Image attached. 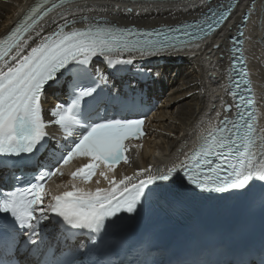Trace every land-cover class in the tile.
Instances as JSON below:
<instances>
[{
  "label": "snow or ice",
  "instance_id": "snow-or-ice-1",
  "mask_svg": "<svg viewBox=\"0 0 264 264\" xmlns=\"http://www.w3.org/2000/svg\"><path fill=\"white\" fill-rule=\"evenodd\" d=\"M66 2L60 0L59 5L53 3L46 9L43 3H37L8 34L0 38V156H31L42 145L48 136L47 125L42 118L45 85L69 65L80 66L73 77L70 101L56 104L51 111L55 118L52 122L63 136L74 139L70 145L52 150L51 158L58 162L59 167L37 172L29 181L30 187L2 194L0 214L11 218L10 223L0 225V234L5 240L15 239L18 226L21 232L27 231V242L36 244L34 237L38 234L40 222L47 219L45 213L55 214L71 229L99 232L106 220L121 212H135L149 185L171 180L181 168L187 183L201 192L244 190L253 179L264 181V129L258 134L255 99L244 69L240 71L248 85L249 95L241 98L245 110L241 111L237 105L239 118L226 117L219 121L198 138V144L185 155L180 165L158 175L149 174L147 179L142 178L138 182L128 176L110 179L108 174L122 161L125 164L129 162L125 155L129 150L125 141L143 137L144 121L127 116L93 119L82 112V102L97 91L95 86L84 83L88 79L86 66L92 57H105L110 65L131 64L132 59L121 58L125 53L151 56L168 49H182L215 31L216 26L228 18L231 6L226 10L210 8L211 16L167 31L120 28L106 21L90 23L86 17L83 19L87 27L65 31L70 23L66 21L23 55L28 44L25 35L48 13ZM181 32L182 35H176ZM236 62L242 63V59L238 58ZM131 103L134 106L135 102ZM76 158H85L88 163L71 173L73 180L79 179L86 185L103 166L104 170L99 175L108 187L92 190L72 183L71 190L52 195L51 200L44 204L46 181L57 174L63 175L60 168ZM19 171L23 172L24 168ZM143 171L151 173L152 169L139 171L136 175L142 176ZM12 178H19L17 172L12 173ZM0 264L15 262L0 259Z\"/></svg>",
  "mask_w": 264,
  "mask_h": 264
},
{
  "label": "bare ground",
  "instance_id": "bare-ground-1",
  "mask_svg": "<svg viewBox=\"0 0 264 264\" xmlns=\"http://www.w3.org/2000/svg\"><path fill=\"white\" fill-rule=\"evenodd\" d=\"M31 1L0 0V37L7 32L19 10ZM202 1L179 0L173 4H158V6H129L133 11L132 14L122 12L117 5L104 4L88 5L83 7L82 11L98 14L95 11L98 9L106 12L110 19L121 25L136 23L155 27L193 18L199 11ZM261 1L259 0L256 5V14L253 15L252 12V18L246 29L248 39L246 56L249 70L257 87L258 104L264 108V20L260 23V32L256 33ZM239 6L204 48L148 57L142 63L140 60L136 61L135 65H142L156 74V81L148 90L152 100L158 103L156 104L157 111L150 119L149 131L145 134L146 149L140 155V162L135 156L130 157L129 162L116 171L117 177L123 174H134L141 169L140 166L151 167L159 162L160 165L167 164L183 146L191 132L202 124L203 120L199 121L201 118L212 120V116L208 115V106L209 103L217 106L219 101L216 96L217 94L222 95V72L229 65L227 57L225 60V37L233 29L232 21L237 18ZM262 10L264 11V3ZM43 30L46 29L43 28ZM37 39H28L27 45L36 44ZM213 44H218L219 47L213 49ZM209 76H212V80ZM58 90L52 87L47 88L42 96V118L49 127L54 126L51 111L56 106L54 97L58 94L56 92ZM226 99L228 100V97ZM229 103L232 104V102ZM262 123L264 124V121ZM52 135L54 139L58 136L55 130H52ZM61 179L65 180L64 177Z\"/></svg>",
  "mask_w": 264,
  "mask_h": 264
}]
</instances>
